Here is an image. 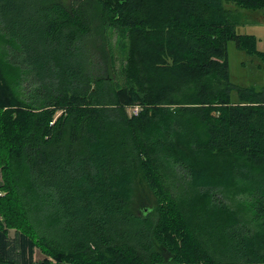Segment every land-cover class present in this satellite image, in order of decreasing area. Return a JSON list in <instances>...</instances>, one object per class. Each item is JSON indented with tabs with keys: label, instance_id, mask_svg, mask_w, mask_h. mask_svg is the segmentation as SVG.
<instances>
[{
	"label": "trees",
	"instance_id": "obj_1",
	"mask_svg": "<svg viewBox=\"0 0 264 264\" xmlns=\"http://www.w3.org/2000/svg\"><path fill=\"white\" fill-rule=\"evenodd\" d=\"M228 4L264 14L0 0V264H264V87L232 99L227 43L264 50Z\"/></svg>",
	"mask_w": 264,
	"mask_h": 264
},
{
	"label": "rangeland",
	"instance_id": "obj_2",
	"mask_svg": "<svg viewBox=\"0 0 264 264\" xmlns=\"http://www.w3.org/2000/svg\"><path fill=\"white\" fill-rule=\"evenodd\" d=\"M57 1L63 2L67 5H73L77 0ZM226 7L231 10V14L234 16L233 19L235 20L236 31L238 33L255 35L258 38V48L264 50V14L260 11L238 9L231 4H228ZM254 13H257L258 18H254ZM115 38L116 37H114V40ZM116 49V54L119 55V48L116 47ZM227 51L230 81L233 84L231 96L234 101H237L239 97L238 87H264V62L258 56L250 55L247 52L238 49L235 42L232 40L227 43ZM118 58L119 57H117V59ZM117 61H119V59ZM127 113L130 116L132 115L131 107L127 109ZM0 180L3 181V172L1 168ZM5 194L6 191L0 189V195L4 196ZM152 203H154L153 193L145 180L139 176L136 180L135 195L130 207L135 213L141 214V207H149ZM15 229V227H11V235H14ZM170 233L175 232L173 231ZM36 257L38 259L44 257V254L38 248Z\"/></svg>",
	"mask_w": 264,
	"mask_h": 264
},
{
	"label": "built area",
	"instance_id": "obj_3",
	"mask_svg": "<svg viewBox=\"0 0 264 264\" xmlns=\"http://www.w3.org/2000/svg\"><path fill=\"white\" fill-rule=\"evenodd\" d=\"M132 108V115H138L141 107L140 106H135V107H131Z\"/></svg>",
	"mask_w": 264,
	"mask_h": 264
},
{
	"label": "crops",
	"instance_id": "obj_4",
	"mask_svg": "<svg viewBox=\"0 0 264 264\" xmlns=\"http://www.w3.org/2000/svg\"><path fill=\"white\" fill-rule=\"evenodd\" d=\"M254 14L256 15V16L254 15V18H258V17H257V13H254ZM260 16H261V15H260ZM251 17H252V16H251ZM252 18H253V17H252Z\"/></svg>",
	"mask_w": 264,
	"mask_h": 264
}]
</instances>
